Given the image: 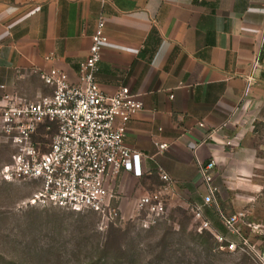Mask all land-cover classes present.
Wrapping results in <instances>:
<instances>
[{
	"label": "crops",
	"instance_id": "obj_1",
	"mask_svg": "<svg viewBox=\"0 0 264 264\" xmlns=\"http://www.w3.org/2000/svg\"><path fill=\"white\" fill-rule=\"evenodd\" d=\"M99 17L108 38L99 87L112 94L127 86L143 103L125 135L141 153L142 175L117 177L120 209L160 184L159 169L176 182L171 200L201 203L193 147L224 121L196 155L215 161L213 178L249 180L260 159L253 140L264 124V0H0V101L50 94L40 77L50 68L76 80Z\"/></svg>",
	"mask_w": 264,
	"mask_h": 264
},
{
	"label": "built area",
	"instance_id": "obj_2",
	"mask_svg": "<svg viewBox=\"0 0 264 264\" xmlns=\"http://www.w3.org/2000/svg\"><path fill=\"white\" fill-rule=\"evenodd\" d=\"M105 20L99 17L91 34L88 54L78 64L76 80L50 68L40 72L51 93L33 101L4 96L0 103V136L12 148L10 159L0 168V179L8 182L36 181L39 187L27 203L48 205L74 212L90 211L108 224L120 216L113 183L121 171L142 175L141 153L125 144L127 125L143 108V103L127 86L105 93L96 81L99 62L108 38ZM257 64L255 61L254 66ZM252 80L248 77L247 87ZM227 121L209 130L207 137L193 147L197 171L205 188L201 204L194 208L201 216L202 206L215 205L226 233H214L220 247L229 252L248 254L256 264H264V248L253 242L241 226L243 212L225 214L219 209L213 181L214 160H201L196 151L206 139L221 131ZM200 127L204 123L198 124ZM40 127L54 134L44 145L35 139ZM166 150L167 143H155ZM160 184L145 191L135 201L134 213L144 228L160 220L174 195L176 182L163 169ZM208 227L202 220L200 228ZM255 227V225L253 226Z\"/></svg>",
	"mask_w": 264,
	"mask_h": 264
},
{
	"label": "rangeland",
	"instance_id": "obj_3",
	"mask_svg": "<svg viewBox=\"0 0 264 264\" xmlns=\"http://www.w3.org/2000/svg\"><path fill=\"white\" fill-rule=\"evenodd\" d=\"M54 132V127L49 131L40 127L34 138L45 145ZM253 144L260 159L249 180L226 183L225 178L215 176L213 181L227 203L224 210L216 197L219 209L225 214L243 212V231L258 242L264 236V126ZM11 153L0 136V168ZM118 182L117 178L113 183L115 203L120 201ZM38 187L36 181L0 179V264H256L246 253L220 247L214 233L232 237L215 208L202 206L201 216L195 215L194 208L201 204L197 201L170 200L163 217L144 228L134 207L121 210L118 219L105 224L90 211L28 204ZM202 220L208 227L200 228ZM258 243L264 246V240Z\"/></svg>",
	"mask_w": 264,
	"mask_h": 264
},
{
	"label": "trees",
	"instance_id": "obj_4",
	"mask_svg": "<svg viewBox=\"0 0 264 264\" xmlns=\"http://www.w3.org/2000/svg\"><path fill=\"white\" fill-rule=\"evenodd\" d=\"M259 125H261V126H264V124L263 123H259ZM222 206V205H221ZM259 242V241H258ZM258 242H255V243H257L258 245H259V243ZM261 247H263L264 248V246L263 245H261Z\"/></svg>",
	"mask_w": 264,
	"mask_h": 264
}]
</instances>
